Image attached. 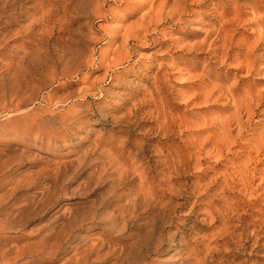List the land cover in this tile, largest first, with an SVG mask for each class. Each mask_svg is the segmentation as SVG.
I'll return each mask as SVG.
<instances>
[{"label":"rangeland","instance_id":"374dc122","mask_svg":"<svg viewBox=\"0 0 264 264\" xmlns=\"http://www.w3.org/2000/svg\"><path fill=\"white\" fill-rule=\"evenodd\" d=\"M143 23L146 36L133 37ZM70 46L78 52L65 64ZM19 63L21 76L7 70ZM194 142L207 146L193 158ZM174 144L186 154L181 172L162 177L159 155ZM109 153L129 163L136 156L158 180L175 178L176 193L124 220L121 207L140 181L120 180ZM262 183L264 0L0 8V264L19 248L14 264H264V220L246 237L254 206H264ZM227 198L238 216L229 229L244 232L236 240L209 215Z\"/></svg>","mask_w":264,"mask_h":264},{"label":"bare ground","instance_id":"6f19581e","mask_svg":"<svg viewBox=\"0 0 264 264\" xmlns=\"http://www.w3.org/2000/svg\"><path fill=\"white\" fill-rule=\"evenodd\" d=\"M22 0H0V8L5 9V10H15L17 8V4H19L20 6V3H21ZM81 2V1H80ZM84 4V3H83ZM83 4L81 5V8H83ZM87 7V6H86ZM85 8V6H84ZM183 9V8H181ZM177 11V10H176ZM7 13V12H6ZM10 13V12H9ZM8 13V14H9ZM44 17V16H43ZM147 28V26L143 23L141 25V28L139 29V31L135 32L133 31L132 34L134 33L133 37L135 38H143L146 36V34H143V31ZM223 30V29H222ZM220 32V31H219ZM8 35V34H7ZM221 36V35H220ZM219 36V37H220ZM218 39V38H217ZM223 39V38H222ZM225 39V38H224ZM224 42V41H223ZM214 43V42H213ZM225 43V42H224ZM214 45V44H213ZM215 46V45H214ZM66 47V46H65ZM64 47V48H65ZM37 48V47H36ZM67 49V48H66ZM80 51V50H79ZM210 51V50H209ZM68 54H67V53ZM76 49H73L71 48V46L65 51V54L67 55H62V60H59V61H63L65 64L68 63L70 61L69 56L70 55H75L76 54ZM25 54V53H24ZM28 54V53H27ZM30 54V53H29ZM80 55V54H78ZM77 55V56H78ZM29 56V55H28ZM24 58H26L25 56L21 57L20 60H24ZM75 58H78V57H75ZM80 58V56H79ZM78 58V59H79ZM39 59V58H38ZM45 59V57H44ZM52 59V58H51ZM18 60V59H17ZM35 60V59H34ZM43 60V58H42ZM19 61V60H18ZM28 61V60H27ZM48 61V60H47ZM50 61V60H49ZM56 61V60H54ZM20 62V61H19ZM32 62V61H31ZM43 62V61H42ZM62 62V63H63ZM24 63V62H23ZM36 63V62H35ZM38 63H39V60H38ZM51 63V61L49 62ZM56 63H59V62H56ZM63 63V65H64ZM28 64V63H27ZM31 64V63H30ZM47 64V63H46ZM74 64V63H73ZM25 65V64H24ZM37 65V64H36ZM41 65V64H40ZM39 65V66H40ZM45 65V64H44ZM56 65V64H55ZM71 65V64H70ZM42 66V65H41ZM24 67V66H22ZM21 67V64L19 63L18 66H14V67H9L7 70L9 72H11L12 70H15L16 73L19 74V76H21V70L22 69ZM36 67V66H34ZM63 67V66H61ZM31 68V67H30ZM38 69H40L39 67H37ZM48 68V67H47ZM45 69V68H44ZM49 69V68H48ZM31 70V69H30ZM41 70V69H40ZM67 68H64L63 71L66 72ZM18 71V72H17ZM7 72V71H6ZM27 71L25 70V73ZM40 72V71H38ZM14 73V72H13ZM23 75H24V72H23ZM29 75V74H28ZM30 75H32L30 73ZM44 75V74H43ZM14 76V74H13ZM12 76V77H13ZM14 78V77H13ZM15 79V78H14ZM17 79V78H16ZM21 79V78H20ZM12 95V94H11ZM19 95V94H18ZM5 98V97H4ZM12 98V97H11ZM13 99V98H12ZM65 100V99H64ZM6 102V101H5ZM67 102V101H66ZM154 102V101H153ZM164 105V104H163ZM71 109V108H70ZM73 110V109H71ZM70 110V111H71ZM165 110V109H164ZM163 110V111H164ZM169 111V110H168ZM19 112V111H18ZM70 113V112H68ZM73 114V112L71 113ZM76 114V113H75ZM158 114V112H157ZM164 114V113H163ZM70 115V114H68ZM16 116V115H15ZM74 117V116H72ZM171 117V116H170ZM23 118V117H22ZM167 118V117H166ZM61 120V118H59ZM67 119V118H66ZM59 120V121H60ZM161 120V118H160ZM164 121V120H162ZM61 122V121H60ZM161 122V121H160ZM165 124L167 125L168 124V119L164 121ZM170 122V121H169ZM176 122V121H174ZM159 123V122H158ZM171 123V122H170ZM63 124V123H62ZM163 124V125H165ZM160 125V124H159ZM178 126V125H177ZM166 127V126H165ZM161 128H163V126H161ZM165 131V130H164ZM169 131V130H168ZM166 132V131H165ZM169 133V132H168ZM174 134V133H173ZM172 134V136H173ZM163 135V134H162ZM169 135V134H168ZM165 138V137H164ZM213 138V137H212ZM217 138V137H216ZM223 138V137H222ZM226 138V137H225ZM221 139V137H220ZM213 144L215 143V139H211ZM210 140V141H211ZM223 140V139H222ZM225 140V139H224ZM209 141V142H210ZM208 142V144H209ZM217 144V143H216ZM110 145V144H109ZM163 146V145H161ZM167 146V145H166ZM207 146V143L206 142H203V143H191L190 147H189V156L190 157H197L199 156L205 149V147ZM217 146H220V145H217ZM157 147V146H156ZM155 147V148H156ZM165 147V146H164ZM182 147V146H181ZM154 148V149H155ZM123 149V148H122ZM163 149V148H162ZM161 149V150H162ZM218 149V148H217ZM157 150V149H156ZM113 151V150H112ZM158 151V150H157ZM218 151V150H217ZM216 151V152H217ZM108 152V151H107ZM128 152V151H127ZM102 153V152H101ZM132 153V152H131ZM207 153H211L210 151L207 152ZM216 154V153H215ZM250 154V153H249ZM117 155V154H115ZM122 155V154H121ZM136 155V154H135ZM206 155V154H205ZM212 155V154H211ZM218 157H221L223 156L222 154L217 153L216 154ZM109 161L108 164L111 165V167L114 169L113 171L117 172V174L119 175V179L122 180L124 179L125 177L126 178H129V177H132V176H129V175H133L134 178H138L139 179V184L136 186V188L131 191V193L127 196V202L121 207L122 210H121V217L125 220V218H127L131 213H135V209H137L136 207L139 206L140 204H148L150 203V200H160L162 197L166 196L167 195V192L169 194H172V193H176V183L174 181L175 178H164L162 180H158V178H156L157 176H155V174L152 172V168L150 169L149 167H146L144 166V163L142 164L141 162L138 161V158L136 156H133V155H130V157L132 156L131 159H133V162L129 163L127 161H122L120 159H117L113 154L109 153ZM140 156V155H139ZM144 156V155H143ZM160 156V168L161 170L158 172L159 175H161L162 177H166L168 176L167 174H171L172 176H176L179 174V171L181 172L180 170V161H182V159H184L186 157V154H180L179 150L177 149V146L174 145H170L169 149L167 152H165L164 150L161 151V154L159 155ZM118 157V156H117ZM156 157V156H155ZM105 158V157H104ZM121 158V157H120ZM145 158V157H144ZM143 158V159H144ZM148 160V157L146 158ZM201 159V158H200ZM106 160V159H105ZM128 160V159H127ZM106 162V161H105ZM104 162V163H105ZM145 162V161H144ZM155 162H156V159H155ZM196 162H200V160H196ZM152 163V162H151ZM107 164V163H106ZM153 164V163H152ZM155 164V163H154ZM103 165V164H102ZM249 167V166H248ZM111 168V169H112ZM158 168V167H157ZM155 169V167H154ZM237 169V168H236ZM237 171V170H236ZM238 172V171H237ZM235 173V172H234ZM239 173V172H238ZM237 173V174H238ZM244 173V172H243ZM263 172L260 170H256L255 171V174L254 176L252 177V179L257 175V174H262ZM239 176H243V179L241 177V184L243 185L244 187V190H251L253 189L252 188V184L251 182L249 181L248 177L244 176V174H240ZM177 177V176H176ZM116 178V177H115ZM233 178V177H232ZM240 178V177H239ZM226 179V178H225ZM217 180V179H216ZM115 181V180H114ZM227 181V180H226ZM120 182V181H119ZM178 182V181H177ZM228 182V181H227ZM179 184V183H177ZM264 184H259L258 187H262ZM208 186V185H207ZM235 188V187H234ZM179 189V188H178ZM231 189V188H230ZM234 190V189H233ZM229 193V192H228ZM127 194V193H126ZM228 195V194H227ZM261 196L264 197V190H263V193L261 194ZM126 197V196H125ZM167 197V196H166ZM258 197V196H257ZM219 198V197H218ZM224 198V197H223ZM168 199H171L170 197ZM162 200V199H161ZM166 200V199H165ZM125 201V200H124ZM172 202V201H171ZM170 202V203H171ZM222 202V201H221ZM238 203V202H237ZM153 204V203H152ZM215 204V203H214ZM171 205V204H170ZM162 206V205H161ZM160 206V207H161ZM168 206V205H167ZM211 206V205H210ZM220 207V206H219ZM162 208V207H161ZM172 208V207H171ZM255 209H257V212L255 214H252V217H251V220H249V222L247 223V228L248 230H250V233L247 234V238H251L252 237H257V232L263 227L262 223H263V220H264V206H254ZM168 209V208H167ZM160 210V209H159ZM170 210V209H169ZM117 211V209H116ZM236 203L233 202L232 200L230 199H225L224 200V204L218 208L217 206H211L210 207V211H209V215L211 217L212 220H215L217 219L218 217L221 218V220L224 222L223 224V228L222 230L225 231V233L227 234L226 236H229L231 238V240H236L237 238H242L243 237V233L241 234H235L234 231H231L229 229V226H228V222H229V219H231L232 217H235L237 216V212H236ZM158 212V211H157ZM169 212V211H168ZM63 213V212H62ZM162 213V211H161ZM164 213V211H163ZM58 214V213H57ZM168 214V213H167ZM66 215V214H65ZM161 215V214H160ZM165 216V214H162ZM208 215V216H209ZM131 216V215H130ZM133 216V215H132ZM167 216V215H166ZM169 217V216H168ZM209 217V218H210ZM238 217V216H237ZM122 219V220H123ZM207 219V218H206ZM239 219V218H238ZM245 219V218H244ZM119 220V219H118ZM127 220V219H126ZM129 220V219H128ZM110 222L111 225H114L115 222H113V217L110 218ZM129 221H132V220H129ZM219 221V220H218ZM221 221V222H222ZM233 221V220H232ZM246 221V220H245ZM124 221H122L123 223ZM231 222V220H230ZM121 223V222H120ZM126 223V222H125ZM124 224V223H123ZM222 224V223H221ZM120 225V224H119ZM126 227V226H125ZM232 227V226H231ZM236 227V226H235ZM237 228V227H236ZM233 229V228H232ZM235 230V229H234ZM239 233V232H238ZM219 236V235H218ZM215 237V236H214ZM220 237V236H219ZM226 238V237H225ZM245 238V237H244ZM257 239V238H256ZM214 241V240H213ZM212 241V242H213ZM226 241V240H225ZM247 241V240H246ZM254 241V240H253ZM216 242V241H215ZM214 242V244H215ZM227 242V241H226ZM234 242V241H233ZM239 243V242H237ZM224 244V243H223ZM210 245V244H209ZM208 245V247H209ZM207 247V248H208ZM211 247V246H210ZM225 247V246H223ZM222 248V247H221ZM210 249V248H209ZM8 250V249H7ZM25 249H18L16 251L17 255L14 256V259H11L10 261L11 262H6V263H18L17 261V258L18 257H21L22 255H24ZM10 251V250H9ZM8 251V252H9ZM191 251V250H190ZM194 251V250H193ZM204 251V250H203ZM11 252V251H10ZM211 252V251H210ZM215 252V251H214ZM12 253V252H11ZM29 253V252H28ZM190 253V252H189ZM202 253V252H201ZM200 253V254H201ZM194 254V253H193ZM189 255V254H188ZM197 255V254H196ZM195 256V254H194ZM13 257V256H12ZM209 257V256H208ZM207 257V258H208ZM9 258V257H8ZM187 258V256H186ZM195 258V257H194ZM135 259V258H134ZM192 259V258H191ZM197 259V258H196ZM198 260V259H197ZM204 260V259H203ZM216 260V259H215ZM21 261V260H20ZM33 260H30L26 263H31ZM137 261V260H136ZM199 261V260H198ZM206 262V261H205ZM204 262V263H205ZM198 263V262H197ZM203 263V262H202ZM218 263V261L216 262ZM183 264V263H182ZM233 264V263H232ZM240 264V263H239Z\"/></svg>","mask_w":264,"mask_h":264}]
</instances>
